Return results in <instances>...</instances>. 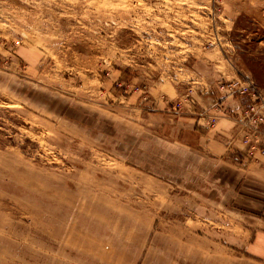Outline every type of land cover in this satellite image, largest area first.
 <instances>
[{
  "label": "rangeland",
  "instance_id": "rangeland-1",
  "mask_svg": "<svg viewBox=\"0 0 264 264\" xmlns=\"http://www.w3.org/2000/svg\"><path fill=\"white\" fill-rule=\"evenodd\" d=\"M244 76L264 0H0V264H264V163L150 116Z\"/></svg>",
  "mask_w": 264,
  "mask_h": 264
},
{
  "label": "crops",
  "instance_id": "crops-1",
  "mask_svg": "<svg viewBox=\"0 0 264 264\" xmlns=\"http://www.w3.org/2000/svg\"><path fill=\"white\" fill-rule=\"evenodd\" d=\"M238 99V98H237ZM234 97H224L221 96L219 99L212 98L211 103L214 101H218L223 113H220L221 116L218 121V125L211 127H204L206 129H201L203 126L199 125L201 122L193 116H184V115H174L172 118L168 114L164 112H158V113H151L150 116H154L155 118H160L163 123H169L168 119L176 120L178 126H176L175 131L177 136L181 137V141L188 146H195L200 149H209L210 150V157L212 159L220 158L222 156V159L227 164H237L242 166H260L264 163V157L257 156L256 158L249 157L244 148L243 145L238 137H235L232 141H230L234 135H236V121L234 118H228L229 113L236 107L240 106L242 100L237 101ZM225 111V112H224ZM148 114V113H143ZM193 114H196L193 112ZM195 116V115H194ZM169 125H166L167 128ZM229 142L231 145H236L237 152L232 154H229L227 157L224 156L225 149L227 148V145L230 147ZM201 144V145H199ZM198 145V146H197ZM202 146V147H201ZM233 156V157H231ZM215 157V158H214ZM262 218V222L264 224V217L260 216ZM258 218V219H261ZM254 239L257 240L255 243H260L262 240H264V229L258 230L257 227L254 226ZM259 251V255L263 254V249L255 247ZM264 256V255H262Z\"/></svg>",
  "mask_w": 264,
  "mask_h": 264
},
{
  "label": "built area",
  "instance_id": "built-area-1",
  "mask_svg": "<svg viewBox=\"0 0 264 264\" xmlns=\"http://www.w3.org/2000/svg\"><path fill=\"white\" fill-rule=\"evenodd\" d=\"M219 89L226 97L242 98L243 102L229 113L237 127L236 135L230 141L238 137L249 157H264V87L244 76L222 82ZM211 106L212 110L204 108L197 115L207 118L209 125L214 127L223 111L218 101Z\"/></svg>",
  "mask_w": 264,
  "mask_h": 264
}]
</instances>
